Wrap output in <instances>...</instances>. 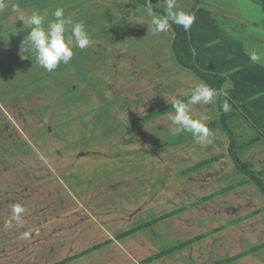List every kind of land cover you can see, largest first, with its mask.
<instances>
[{
	"label": "crops",
	"instance_id": "crops-1",
	"mask_svg": "<svg viewBox=\"0 0 264 264\" xmlns=\"http://www.w3.org/2000/svg\"><path fill=\"white\" fill-rule=\"evenodd\" d=\"M11 3H19L26 13L62 7L65 15L85 23L91 42L83 50L74 47L68 64L51 72L40 69L34 56L21 52L31 29H24L7 7L0 11V59L10 65L0 71L27 79L23 98L17 101L21 124L1 102L0 117L5 116L13 134L26 141L22 125L33 130L38 125L39 146H29L43 164L25 170L19 167L22 163L15 169L27 155H19V146L10 141L8 146L1 143L0 175L13 184L5 185L10 190L0 194V204H5L8 216L12 204H21L25 223L0 226V247L21 235L26 241L17 243L19 252L34 250L38 255L34 262L22 264H55L95 246L62 264H264V194L231 159L220 122L224 111L216 99L189 106L193 118L209 117L211 144L200 145L190 133L170 129L173 98L186 102L193 88L207 84L176 60L172 26L153 33L140 0H7L9 7ZM151 3L164 11L163 0ZM177 6L196 17L187 31L194 62L226 78L227 96L221 105L229 103L224 113L238 156L254 172L263 170L264 0H200L195 6L193 0H177ZM253 50L261 54L260 61L250 59ZM51 77L55 84H46L45 78ZM0 88L8 92L7 86ZM12 105L14 109V101ZM96 125L102 133L94 130ZM84 127L82 147L77 141H83ZM68 157L72 159L66 162ZM42 172L51 176L52 186L32 180L39 176L30 174ZM259 178L264 184V174ZM56 186L74 201L80 213L77 223L84 218L89 222L72 229L77 234L71 237L83 240L70 249L60 241H42L46 232L34 213L41 201L54 203L50 189ZM68 187L80 189L87 204ZM25 229L28 237L22 235ZM50 244L53 248L44 247Z\"/></svg>",
	"mask_w": 264,
	"mask_h": 264
},
{
	"label": "clouds",
	"instance_id": "clouds-1",
	"mask_svg": "<svg viewBox=\"0 0 264 264\" xmlns=\"http://www.w3.org/2000/svg\"><path fill=\"white\" fill-rule=\"evenodd\" d=\"M163 14H158L152 7L151 0H145L144 12L147 16V25L153 33L168 31L172 25H177L188 31L196 17L194 13L186 12L177 6V0H163ZM8 8L10 14H15V18H20L24 29H31L23 40L21 52L35 57L38 66L46 71L55 70L61 63L68 64L74 55L73 48L81 50L87 48L91 42L90 34L86 30L83 21H76L71 15H65L62 7L54 10H44L43 12L33 10L26 13L19 3H11L7 0H0V11ZM250 59L258 62L262 59L258 51H250ZM227 85L220 89L201 82L191 90V95L186 102L178 98H173L171 107L174 115L170 118V129L174 133L187 132L192 139L200 145H207L213 142V133L207 125L209 117L202 114L199 118H193L190 114V105L214 103L215 98L227 96ZM224 112L230 110L227 100L221 105ZM25 208L19 204L11 205L10 220L6 221L7 227H11V222H21ZM28 233H24L27 237Z\"/></svg>",
	"mask_w": 264,
	"mask_h": 264
},
{
	"label": "rangeland",
	"instance_id": "rangeland-1",
	"mask_svg": "<svg viewBox=\"0 0 264 264\" xmlns=\"http://www.w3.org/2000/svg\"><path fill=\"white\" fill-rule=\"evenodd\" d=\"M9 47H10V49H16V46H12V47L9 46ZM6 65H7V67L10 66L7 63V60L6 59H0V67L1 66L5 67ZM40 69H42V68L40 67ZM38 74L41 75L42 72L38 71ZM16 75H19V74L15 73V76ZM15 76H13V72L0 71V87L3 85L8 87V90H7L8 92H4V93L0 92V102L2 103L1 104L2 107L11 116H13L14 120L17 123L21 124V122L19 120V115L22 114V112L20 111L21 107L19 106L17 101L23 98L22 95H23V92L26 90L25 83L27 82V79L18 78ZM45 81H46V84L49 81H51L55 84L53 77L45 78ZM15 83H19V84H15ZM53 83L50 84L48 87L54 86ZM34 85H36L35 81H34ZM4 89H6V88L4 87ZM0 91H1V88H0ZM95 94L98 96V93H95ZM105 99H107V96L105 97ZM13 101H14V109H13V105H12ZM64 105H68L67 101L64 102ZM0 115H1V113H0ZM0 119H1V117H0ZM89 120L92 121V118H90ZM78 122H80V120ZM22 126L24 128L25 133H26V134L24 133L25 136L27 135L26 138L28 139V141H26L22 137H21L22 138L21 139L19 136L17 138V136H15L13 134L14 127L9 122V120L5 116H3L2 119L0 120V135H1L0 145H1V143L4 142L6 144V146H8V142L10 141V143L15 144L16 146H19V148H20L19 149V155L20 154L27 155L25 157L24 162H20L19 164L14 165L15 169L24 166L23 169L31 170L33 167L43 166L42 162L36 159L35 155L33 154L32 149L29 146V144H31V143H33L35 146H39L38 142H37V138H36L38 135V133H37L38 125L35 127L34 130H33V128L30 129L28 127H24V125H22ZM77 127H80V125ZM2 128H4L5 130H7L10 133V137H8L7 135H3V134H9V133L5 132V130H3ZM94 130L102 133V128L98 125H96L94 127ZM232 133H233V131H232ZM73 135H74V137L77 138V140H79V138H80L79 132H76ZM86 135H87V133H86L85 127H84L82 132H81V136L83 137V141L80 142V141L76 140L79 146H82V147L84 146V144H85L84 137ZM233 136L235 138V135H233ZM111 137H113L111 139L116 138L115 136H111ZM235 141H236V139H235ZM65 144L67 145L69 143H65ZM69 148L71 149L70 146H69ZM65 152H69V151H65ZM70 159H72V158L68 157V158H66L65 161L67 162ZM29 163H32V164L31 165H25V164H29ZM19 165H21V166H19ZM16 166H19V167L16 168ZM13 176H14V174H13ZM30 176L31 177H33V176L41 177L42 179H38L39 177H37V178H34L32 180L35 182L38 181L41 184L47 183L48 184L47 186H52L55 183L51 179V176L49 177L46 174V172H42L41 174H37V175L30 174ZM26 177H28V175ZM6 179H7V176L5 177V174L2 173L0 175V194H2L3 192H8L7 190H10V189H6V188L11 187V185L13 184L12 182H8V180H6ZM85 183L88 184L87 181H85ZM5 185H10V186L5 187ZM68 188L70 189V191H72L75 194V196L80 201L87 204L88 201L86 199V196H85V194H82L80 192V189H78V190L73 189L74 187H72V188L68 187ZM89 188L90 187L84 188L83 190H86ZM50 192H52V194L55 196L54 203L48 204L45 200H43L40 203L42 205V207L39 206V208L37 207L36 209H34V213L37 214L38 216H40V218L42 219V222L40 223L39 228H42L43 231L46 232V235L42 236V239H43L42 241L46 240V241H49L50 243L52 241H54V242L60 241V242H62V244H64L66 247H69V249H70L71 247L74 246V244L81 243L80 241L83 240V238H81L79 240V237H75L73 239L71 237V234L76 235L77 233L72 229H76L77 228L76 225H81V226L84 224L88 225L89 222H88V220H86L84 218L82 221H80V223H77L76 216L80 213L77 211V209H76L77 207H76L74 201L72 200L71 196L68 195L65 190L60 189L59 187L56 186L55 190L52 188V189H50ZM50 200L52 201L53 198H50ZM4 205L5 204H0V210L2 211V213H0V226L1 227L4 226L5 222L7 221L6 219L10 220V216H8ZM73 220H75V221H73ZM14 223H17V222H13V221L11 222L12 228L17 227V225H15ZM22 223L24 224L25 221L23 222L21 220V222L18 225L21 226ZM4 227L6 228V224ZM19 232H22V231H19ZM24 233L29 234L28 230H26V229L22 232V235H24ZM58 236H60V237H58ZM18 237H19V239L13 240V242L11 244H6V245H3L2 247H0V264H22V262L24 263L25 261L34 262L36 256H38V255H36L37 253H34V250L26 252V253L19 252L20 247H17V246L21 245L20 243L22 241L25 242L26 240L21 235L17 236L16 238H18ZM27 237H28V235H27ZM9 240H10V238H9ZM75 242H77V243H75ZM17 243H19V244L17 245ZM42 246H44V245H42ZM47 246L49 248H50V246H51V248H53V246L51 244L46 245L44 247H47ZM85 246H87V245L85 244ZM40 249H41V247H40ZM64 250L65 249H62L60 255H62L64 253ZM48 255L51 256L52 253H49ZM45 257L46 256L44 254L43 258H45ZM43 258L41 259V261L43 260ZM7 260H8V262H7ZM48 263H50V262H46L44 264H48ZM36 264H39V263H36Z\"/></svg>",
	"mask_w": 264,
	"mask_h": 264
},
{
	"label": "trees",
	"instance_id": "trees-1",
	"mask_svg": "<svg viewBox=\"0 0 264 264\" xmlns=\"http://www.w3.org/2000/svg\"><path fill=\"white\" fill-rule=\"evenodd\" d=\"M140 1L145 4V1H143V0H140ZM199 1L200 0H193L194 6L196 4H198ZM152 7H153V9L155 11H158V12L163 14V11L157 9L154 6H152ZM172 28H173V31H174V38H173V41H172V49H173V53L175 55L176 60L182 66L190 69L197 76H199L201 79H203L207 83V85H209V86H211L212 88H215V89H220L223 86L226 78L223 75H221V74L207 72V71H204L201 68H199L197 66V64L194 62V59H193V51H192V47H191V44H190V41H189V36H188L187 31H184L182 27L177 26V25H172ZM222 97L223 96L215 98L216 99V105H217V107L219 109H221V99H222ZM220 122H221V126H222L223 130L225 131V133L228 136V139H229L228 153H229L231 159L233 160L235 166L247 178H249L253 182H255V184L258 186L259 190L264 194V184L261 182V180L259 178V176L261 174H264V169L256 173L238 156L236 141H235V138L233 136V133H232L230 127L228 126L227 115L224 112L221 113ZM213 159H215V158L208 159L206 161L200 162V163L196 164L193 167H198V166H200V165H202V164H204V163H206V162H208L210 160H213ZM166 216H168V214L164 215V216H161L160 218H158L156 220L162 219V218H164ZM132 231L133 230H129V231L121 234V236H124V235H126V234H128V233H130ZM93 248H96V246L92 247V248H89L87 250H84V251H82V252H80L78 254H75L72 257H69V258H66L64 260H61V261H59V262H57L55 264H62L63 262H65V261H67V260H69L71 258L77 257L79 255H82V254L92 250ZM172 249H168V251L172 250ZM165 252H167V251H163L161 253V255L165 254ZM159 255L160 254L154 255L150 259L155 258V257H157ZM234 258H236V256L233 257V259ZM150 259H148V260H150ZM230 260H232V258Z\"/></svg>",
	"mask_w": 264,
	"mask_h": 264
}]
</instances>
